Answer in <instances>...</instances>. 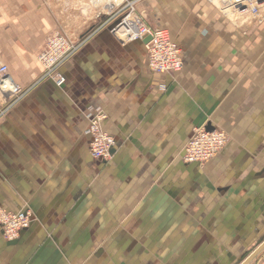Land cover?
I'll return each mask as SVG.
<instances>
[{
    "label": "crops",
    "instance_id": "1",
    "mask_svg": "<svg viewBox=\"0 0 264 264\" xmlns=\"http://www.w3.org/2000/svg\"><path fill=\"white\" fill-rule=\"evenodd\" d=\"M135 13L170 33L179 72L150 71L144 40L122 42L111 30L119 17L101 15L96 0H0V63L32 85L0 122V209L32 215L14 240L0 227V264H102L109 219L140 216L126 210L131 196L177 198L196 234L233 251L232 264L264 242V5L243 22L205 0H140ZM54 32L83 41L56 70L60 87L37 61ZM95 111L115 138L111 164L88 153ZM196 128L227 141L210 161L186 164ZM158 217L143 226L148 240L166 233ZM248 264H264V248Z\"/></svg>",
    "mask_w": 264,
    "mask_h": 264
},
{
    "label": "built area",
    "instance_id": "2",
    "mask_svg": "<svg viewBox=\"0 0 264 264\" xmlns=\"http://www.w3.org/2000/svg\"><path fill=\"white\" fill-rule=\"evenodd\" d=\"M102 1H104L102 6L104 16L119 17L111 30L122 42L142 41L147 37L150 38L145 44L147 65L150 71L158 75H171L182 69L181 51L172 40L170 33L165 29L147 27L136 15L135 5L140 0ZM205 1L211 3L214 0ZM222 4L226 8L237 10L238 13L255 15L259 12L258 8L264 5V0H222ZM82 43L81 40L75 43L68 42L57 32L49 35L45 42V49L37 56V61L45 71L42 80L53 77L56 85L62 86L64 78L56 73V70L78 51ZM9 82L15 83L8 73L7 66L0 63V121L27 94L24 87L16 83L14 87ZM95 114V116L90 113L87 115L89 124L86 133L91 138V150L95 153L94 159L105 163L114 153V143L103 133L100 134L99 123L101 120L103 122L104 115L100 111H96ZM226 141L224 131L196 128L185 143L182 160L186 164H204L222 150ZM31 219L32 215L29 211L14 214L0 209V227L3 238L8 241L16 239L20 231L28 228Z\"/></svg>",
    "mask_w": 264,
    "mask_h": 264
},
{
    "label": "rangeland",
    "instance_id": "3",
    "mask_svg": "<svg viewBox=\"0 0 264 264\" xmlns=\"http://www.w3.org/2000/svg\"><path fill=\"white\" fill-rule=\"evenodd\" d=\"M103 4L104 1L96 0V5L101 15ZM211 4L216 7L224 18L234 22H243L248 19L253 20L259 15V12L255 15L238 13L237 10L233 8H226L222 4V0H214ZM258 9L260 11L261 8ZM100 24H102V22ZM100 24H98L96 28H99ZM59 34L68 40V42H78L68 39L61 33ZM44 49L45 44L42 50ZM24 88L28 93L32 89V85ZM95 112H90V115L95 116ZM88 124L89 119H87L86 129ZM99 124L100 134L102 135L103 133L104 136L110 138L115 148L116 143L114 136L112 133H108L103 129L102 120ZM85 135L88 139L89 156L92 160H95V153L91 150L92 142L90 135L88 133H85ZM113 160L114 158H110L105 163L111 164ZM158 176L160 175H155V178L157 177L156 181L159 180ZM141 196L142 195H140L139 198ZM131 197L133 200L127 203L126 206H128V208L126 210L130 213V210L133 209L134 214V209L137 208L140 216L133 218L125 216L109 219V229L113 230V232L102 234V264H232L234 259L233 251L213 249L209 242L210 235L201 233L196 234L194 232L193 218L188 217L185 206L180 209V203L177 201V198L170 197L169 201H166L169 197H165V200L163 198L157 200L143 199L137 202L135 201L136 197ZM112 206L116 205L113 204ZM162 212L166 214V233H159V235H157L156 232V238L151 237L148 240L147 236L142 232L143 226L146 225L147 222L151 224L156 223L159 219L158 215ZM151 213H155L156 216L153 218L149 217ZM92 252L94 253V251Z\"/></svg>",
    "mask_w": 264,
    "mask_h": 264
},
{
    "label": "water",
    "instance_id": "4",
    "mask_svg": "<svg viewBox=\"0 0 264 264\" xmlns=\"http://www.w3.org/2000/svg\"><path fill=\"white\" fill-rule=\"evenodd\" d=\"M150 40L149 37L144 39V43L146 44ZM264 248V242L255 250L253 251L241 264H248L255 256Z\"/></svg>",
    "mask_w": 264,
    "mask_h": 264
},
{
    "label": "bare ground",
    "instance_id": "5",
    "mask_svg": "<svg viewBox=\"0 0 264 264\" xmlns=\"http://www.w3.org/2000/svg\"><path fill=\"white\" fill-rule=\"evenodd\" d=\"M9 84H11L12 86H14L15 87V83L14 84H12L11 82H9ZM113 157V154L110 156V158H112Z\"/></svg>",
    "mask_w": 264,
    "mask_h": 264
}]
</instances>
